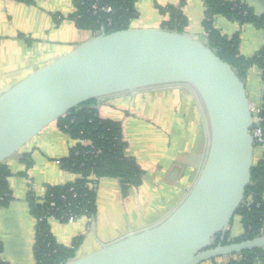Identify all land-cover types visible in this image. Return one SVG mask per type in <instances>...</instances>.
<instances>
[{
    "label": "water",
    "instance_id": "95a60500",
    "mask_svg": "<svg viewBox=\"0 0 264 264\" xmlns=\"http://www.w3.org/2000/svg\"><path fill=\"white\" fill-rule=\"evenodd\" d=\"M169 90L191 95L204 127L205 153L194 182L155 223L66 264H202L264 249V235L222 244L254 164L245 84L206 43L184 33L103 31L3 91L0 164L81 104Z\"/></svg>",
    "mask_w": 264,
    "mask_h": 264
},
{
    "label": "crops",
    "instance_id": "0c3cea01",
    "mask_svg": "<svg viewBox=\"0 0 264 264\" xmlns=\"http://www.w3.org/2000/svg\"><path fill=\"white\" fill-rule=\"evenodd\" d=\"M225 1L242 2L256 16L264 15V0ZM168 6L178 7V0H138L135 5L137 17L130 22L129 28L164 29L163 24L169 22L170 17L162 15L158 8ZM179 10L187 22L183 33L206 43L204 0H186ZM73 13L72 0H32L29 4L0 0V94L95 36L91 31L76 28L70 19ZM212 24L227 37L239 35V53L246 59L264 48V28L239 25L222 16H215ZM244 84L250 102L264 101V81L258 67L249 69ZM155 93L127 94L101 100L97 110L99 117L121 123L125 154L134 157L144 175L141 185L131 187L125 196L118 180L99 179L95 193L96 212L92 220L80 217L72 224L55 218L48 220L58 244L70 247L73 240L80 237L74 258L92 253L100 244L111 242L127 232L155 223L182 199L196 178L206 146L200 114L194 110L198 115L195 116L196 150L187 161H183V154L177 156L171 149V136L165 121L159 120L158 113L166 111V100H160ZM189 97L192 101L190 109H195L194 100L191 95ZM160 106L163 109L158 108ZM152 107L156 108L153 117L150 114ZM187 138L178 136L175 142L184 144ZM76 143L53 123L4 162L10 171L7 183L12 197L9 205L0 208V257L5 263L35 264V220L28 206V193L42 198L48 187L64 186L77 178L62 170L58 163L68 157ZM261 157L262 148L255 147L253 162L257 163ZM28 162L30 166L26 165ZM236 220L239 227L235 232L232 233L233 222L228 229L231 238L243 232L240 219L236 217ZM228 261V257H221L202 264H226Z\"/></svg>",
    "mask_w": 264,
    "mask_h": 264
},
{
    "label": "trees",
    "instance_id": "16d2710c",
    "mask_svg": "<svg viewBox=\"0 0 264 264\" xmlns=\"http://www.w3.org/2000/svg\"><path fill=\"white\" fill-rule=\"evenodd\" d=\"M16 1L29 4L32 0ZM137 1L72 0L74 13L70 19L76 28L91 31L94 35L101 28L107 34L127 30L130 22L137 17L135 10ZM185 1L178 0V7L158 8L162 15L170 17V21L163 24L164 29L178 33L184 32L187 22L179 7ZM93 2L110 6L113 13L94 15L90 10ZM204 5L203 29L207 46L222 61L230 65L241 81L246 80L247 73L253 66L260 69L261 79L264 81V48L246 59L239 53V35L227 37L216 30L212 24L215 16H222L239 25L251 24L256 28H264V15L256 16L247 5L239 1L204 0ZM94 102L95 100L81 104L56 122L61 132L77 142L68 157L58 162L62 170L76 175L77 178L64 186L48 187L43 199L36 198L31 192L28 193V206L35 220L33 250L35 264H66L74 259L80 237L75 238L70 247L58 244L50 231L48 218L53 217L64 221L72 214L78 218L87 217L92 220L96 212L95 193L99 179L118 180L124 196L131 187H139L142 183L143 170L134 157L125 154L126 143L122 139L121 123L102 119L96 109L86 107ZM260 117L264 138V109ZM86 142L89 144H85ZM26 165L30 166V162ZM9 176L10 171L6 164H0V208L9 205L12 199L7 183ZM51 203L54 204L53 208L50 207ZM235 217L240 219L243 232L240 236L231 238L228 230L222 242L223 245L264 235V149L261 159L251 168L250 183L245 189L244 199L233 219ZM219 239L220 234L216 236L212 247L220 242ZM234 256H237L238 260H234ZM228 258L229 261L226 264H264V249L244 251ZM0 264L7 263L0 257Z\"/></svg>",
    "mask_w": 264,
    "mask_h": 264
},
{
    "label": "rangeland",
    "instance_id": "374dc122",
    "mask_svg": "<svg viewBox=\"0 0 264 264\" xmlns=\"http://www.w3.org/2000/svg\"><path fill=\"white\" fill-rule=\"evenodd\" d=\"M155 94V96H157L160 100L163 98L166 100V103H164L167 106L166 111L163 114H158L160 115L159 120L161 122L165 121L164 124L166 125L167 132L171 136V149L176 152L177 156L183 154V161H187V157L193 154L192 152L196 150L197 146L196 142L194 141L197 134V124L195 122V116H198L196 111L194 110H197V108L194 107L195 109H193L191 107L190 109L192 101H190V95L185 90L160 91L156 92ZM158 108L163 109L162 106ZM155 109V107H152V109L150 110V114H152V117L154 115ZM178 136H184L188 138L185 140L184 144L180 143L179 145H177L175 140L176 138H178ZM232 222L233 224L231 225L233 233L239 226L236 217Z\"/></svg>",
    "mask_w": 264,
    "mask_h": 264
},
{
    "label": "built area",
    "instance_id": "2783aa9c",
    "mask_svg": "<svg viewBox=\"0 0 264 264\" xmlns=\"http://www.w3.org/2000/svg\"><path fill=\"white\" fill-rule=\"evenodd\" d=\"M90 10L92 11V13L94 15H101V14H104V15H110L113 13V9L110 7V6H105V5H100L98 4L97 2H93L91 5H90ZM110 24V22H109ZM104 29L101 28L96 34L95 36L99 35L101 32H103ZM263 65H264V61H263ZM104 99V98H102ZM102 99H99V100H96L95 104H92V105H89V106H86L87 108H91V109H96L98 110L99 106H100V103H101V100ZM264 109V101L260 102V103H253V102H250V105H249V110H250V113H251V116L253 118V126L252 128L250 129L249 131V134L252 136L253 138V141H254V147L257 146V147H260L262 148V150L264 149V138H263V133H262V128L260 126V123L262 122V118L260 117V114L262 112V110ZM85 144H89V143H85ZM44 197V196H43ZM43 197L41 199H43ZM43 202V201H41ZM50 207L53 208L54 207V204L51 203L50 204ZM50 218H53V217H50ZM48 218V220L50 219ZM80 218V217H79ZM54 219V218H53ZM56 219V218H55ZM78 219V217L70 214L69 216L66 217V219L64 221L60 220V219H57L59 220L60 222H63V223H66V224H72L74 223L76 220ZM234 260H238V257L237 256H234L233 257Z\"/></svg>",
    "mask_w": 264,
    "mask_h": 264
}]
</instances>
